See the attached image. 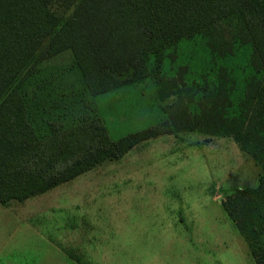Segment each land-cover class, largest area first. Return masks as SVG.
I'll return each instance as SVG.
<instances>
[{
	"label": "rangeland",
	"instance_id": "374dc122",
	"mask_svg": "<svg viewBox=\"0 0 264 264\" xmlns=\"http://www.w3.org/2000/svg\"><path fill=\"white\" fill-rule=\"evenodd\" d=\"M217 28L220 53L205 34L182 38L160 62L150 56L145 80L97 95L94 111L85 105L112 139L168 119L171 107L189 116L119 160L0 204V264H256L221 200L257 186L263 167L200 118L203 106L210 117H244L253 48L237 18ZM48 73L63 86L76 82L71 51L44 60L35 77Z\"/></svg>",
	"mask_w": 264,
	"mask_h": 264
},
{
	"label": "trees",
	"instance_id": "16d2710c",
	"mask_svg": "<svg viewBox=\"0 0 264 264\" xmlns=\"http://www.w3.org/2000/svg\"><path fill=\"white\" fill-rule=\"evenodd\" d=\"M230 18L253 48L246 111L242 119L210 117L203 106L200 118L263 167L257 186L236 187L221 203L256 264H264V0H0V204L46 193L174 133L186 109L166 107L168 119L112 139L102 118L84 107L94 111L97 95L145 80L150 56L160 62L182 38L205 34L219 52L217 27ZM65 50L76 82L35 77L44 60Z\"/></svg>",
	"mask_w": 264,
	"mask_h": 264
},
{
	"label": "crops",
	"instance_id": "0c3cea01",
	"mask_svg": "<svg viewBox=\"0 0 264 264\" xmlns=\"http://www.w3.org/2000/svg\"><path fill=\"white\" fill-rule=\"evenodd\" d=\"M146 141H148V140H146ZM146 141H143V142H146Z\"/></svg>",
	"mask_w": 264,
	"mask_h": 264
}]
</instances>
